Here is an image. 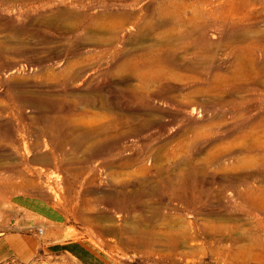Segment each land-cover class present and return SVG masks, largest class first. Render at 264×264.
Returning <instances> with one entry per match:
<instances>
[{"label":"rangeland","instance_id":"rangeland-1","mask_svg":"<svg viewBox=\"0 0 264 264\" xmlns=\"http://www.w3.org/2000/svg\"><path fill=\"white\" fill-rule=\"evenodd\" d=\"M200 1L0 2V153H8L9 162L16 164L14 172L0 170V181L11 183L0 188V234L26 240L33 251L30 257L21 253L0 264H264V229L259 231L264 215L246 207L229 182L233 176L264 173V147L259 148L264 137L259 133L261 138L251 141L257 148L249 154L223 149L235 140L243 145L236 125L264 121V71L251 70L254 59L264 63L262 49H251L254 39L264 37V0H246L250 4L237 15L228 10L244 0L202 5L198 22L221 20L206 30L208 44L201 55L193 48L185 52L177 41L167 44L188 61L204 60L208 81L213 75L223 81L234 77V83L220 87L218 104L206 105L210 98L204 96L181 108L166 97L178 95L181 87L171 82L152 86L148 103H142L131 92L139 85L134 67L118 73L121 64L166 48L161 46L166 32L181 29L174 9ZM190 12L187 7L182 14L187 18ZM251 21L250 39L229 38L228 25ZM69 63L76 64L74 78L63 76ZM210 122L216 124L211 134L195 138L196 146L190 148L192 134L181 131L202 128L209 133ZM209 153L225 154L217 164L206 165ZM245 155L258 164L231 170ZM42 156L50 157V163L32 162ZM178 171L186 175L182 200L163 194L164 180ZM150 184L154 196L137 197L135 210L122 207L124 197ZM251 184L264 187L261 178ZM256 197L264 202L263 193ZM24 201L37 204L43 225L29 228L21 212ZM175 218L179 226H174ZM190 223L187 242L173 252L165 247L167 236L181 237L182 225ZM208 224L224 227L223 234L213 239L203 233ZM132 231L157 234L159 246H127ZM256 233L261 245L249 241ZM60 241L83 245L86 260L47 253L48 244Z\"/></svg>","mask_w":264,"mask_h":264},{"label":"bare ground","instance_id":"bare-ground-1","mask_svg":"<svg viewBox=\"0 0 264 264\" xmlns=\"http://www.w3.org/2000/svg\"><path fill=\"white\" fill-rule=\"evenodd\" d=\"M6 1H13V2L24 1L25 3L31 4V3H35V1H38V0H0V2H6ZM24 2H22V4H24ZM207 3H209V0L200 1L197 3V5H191L190 4V5L185 6V4H183L182 6L175 8L174 12H175V14H177V18H179L178 21L180 22L181 29H178L177 32L172 31V30H168L166 32L165 38H163V40L161 42L162 43L161 46L164 45L166 48H164V49L158 48L155 50L154 49L150 50L149 52H145V53L139 55L136 60H129L127 63L121 64L119 66V68H118L119 74H122L123 72L130 69L131 67H134V75L136 77V80L139 82V85H138V87L136 85L135 88L131 87V88H133V89H131V92L134 93V95L136 96L138 101H141L142 103H148L149 98L151 97L150 88L152 86L155 88H159L161 85H164L165 83L171 82V83H179L181 87L179 88V91L177 92L178 95L168 94L166 97L168 100L176 102L181 108H184V107L186 108V106L199 103L198 101H199L200 97H204V96L210 98L209 102L207 100L205 101V102H207L206 105H209V103L218 104V101H217V99H215V97L220 92L219 91L220 87L223 85H226V84L234 83V81H235L234 77L231 79L223 81L218 75H213L209 81L206 80L205 79L206 75L204 74L205 70L202 69V67H203L202 62L204 60H202L200 62L188 61L186 58H183V57H180L179 55H177V53H178L177 50H173V48H171L167 45V44H172L173 42L177 41L179 44H182V50H184L185 52H188V50L190 48L195 49L197 51V53L200 55L206 52V46H203V44L207 43L206 42L207 41L206 30L209 29V27L213 26V23L215 25H220L219 20H221L220 18L216 17L211 22H205V23L204 22H202V23L198 22L199 14L204 13V12H201V10H202L201 6L205 5ZM249 4H250L249 1L244 0L241 3V7L231 8L228 10V12H229V14H233V15H237V13L243 14L244 9H246V7H248ZM187 7L190 9L191 15L189 17L185 18L182 13ZM209 14L212 15V14H214V12L207 13V15H209ZM211 15H210V17H211ZM244 16H245L244 18H246V20L253 18V16H249V15H244ZM212 18H213V16H212ZM162 19H164V18H162ZM167 23H168V20L167 21L165 20L164 22L161 23V25L164 26ZM223 24H227V22L223 21ZM231 24H232V22H231ZM254 26H255V23L252 21H251V23L243 22L240 25H235V24L228 25L227 26V35L229 36L230 39H234L236 41L237 40L247 41V39H250V37L248 36V32L252 28H255ZM263 45H264V37H262V38L260 37V40L259 39L253 40V43H252L253 47L251 49L253 50L254 53L258 52L261 49L264 52V46ZM240 55H241V53H240ZM240 58H242V57H240ZM238 61H240V60H238ZM133 63H135V64H133ZM75 65L76 64H74V63H69V66H68L67 70L65 71V74L63 75L64 78H68L67 76H69L70 78H74L76 76V73H74ZM237 68H239L241 70V68H243V65L238 64ZM247 68H249V67H247ZM251 68H252L251 70L253 72H255L256 74H259L261 71H264V63L262 65H259L257 59H254L253 64H251ZM240 70H238V71H240ZM65 83H67L66 79H65ZM210 124H211V122H210ZM215 125L216 124H211V129H210L209 133H207V131L203 130L202 128L201 129L197 128V130H191V129L185 130V129H183L181 132H182V135L192 134V136H191L192 138L189 141V144L192 141V143L190 144V148H195V146H196L195 138H200L201 136L210 135L211 132L214 130ZM247 129H250V131H248ZM234 131L240 135L238 140H240V142H242L243 145H239L237 143V140H235V142L231 143L229 145V147L227 146V148H223V149L224 150L235 149L238 151L247 152V153H241V154H249L248 152L254 151L257 148L256 145L255 146L251 145V141L254 139L259 140L260 135L264 137V121L238 124V125H236V128ZM234 131H230L231 134L235 133ZM259 133H260V135H259ZM228 134L231 135L230 133H228ZM240 147H241V149H240ZM262 147H264V142L259 148H262ZM215 148H216V151L221 150V148H219L217 146ZM52 154H54V153H52ZM223 154H225V153H209L207 155L208 159H207L206 165L217 164L220 161V159L222 158V156H224ZM229 154L236 155L237 153H229ZM9 156L10 155L8 153H0V170L1 171L5 170V169H9L10 171L14 172L16 170V164H12L9 162L10 161ZM37 156H38V154H37ZM262 156H263L262 157L263 161L262 160L261 161L264 162V153ZM50 161H51L50 157L48 158V157H44V156L37 157L36 160H32V162H35L36 164H49ZM28 162H30V161H28ZM32 162H30V163H32ZM257 162H258V160H254V158H251L248 155H245L244 158L236 159L230 168H231V170L232 169L234 170V169H239V168H243L246 166L252 167V166H256L258 164ZM262 164H264V163H262ZM179 165L180 164H178L176 166V169L180 167ZM18 168H19V166H18ZM178 172H180V173H175L174 175H172V178L170 179V181H168L166 178V180H164V185H163V194L173 198L174 200H182V197H180V191H181L182 183L184 182L185 177H186V175H184L185 172H183V171H178ZM254 178H261L262 182H264V173L258 172V173H252L250 175L247 174L244 176H237V177L233 176L229 179V182H230V186L235 190L236 196L242 201L243 204H245L246 207H248L252 211L260 212L264 215V202L259 203L258 202L259 199L257 200V197H256L260 193L264 194V187H257L256 186L257 188H254V186H252V184H251V181H253ZM10 184H11L10 181L7 179L1 180L0 181V188H7ZM238 186H243L244 188L242 190L238 191ZM147 187L148 188H142L141 187L138 190V192L135 191L133 193L132 197H124V199L121 201L122 207H124L127 211L129 209H132V208H133L132 210H135V207H136L135 202L138 201L137 197L148 198V196H154L155 190H153V185L151 186V184H150V185H147ZM147 189H150V190L145 191ZM131 194L129 196H131ZM126 196H128V195H126ZM249 214H251V211L249 212ZM150 217H153V214H151V216H149V218ZM147 220H151V219H147ZM178 223H179V221L175 218L173 220L174 226H177ZM181 223L183 224L184 222L182 221ZM168 224H170V223H168ZM178 226H179V224H178ZM187 227L189 229V227H193V224L190 223L188 226L182 225L183 231L180 233L181 237L179 235H175V234H171L170 236H167L166 238L164 236H162L165 238V247H168L173 252V250H175V248L179 244L187 242V236H186L187 230H188ZM262 229H264V220L259 225V231H261ZM167 230H169V229H167ZM195 230H196V228H195ZM223 231H224V227L217 226V225H211V224L203 226V230H202V232L205 234H207V233L212 234L211 237L213 239L216 236L223 234L222 233ZM130 234L132 236L130 238H128V243L126 244L127 246L134 247L135 249L136 248H139V249L142 248V249L148 250V249H153L154 247H156L158 245L159 240L157 238V234H155V233L144 234V233H141L139 231L138 232L132 231V232H130ZM252 236H254V237H251V239L249 241H253V242L257 243L258 245H261V239L258 236V234L256 233V234H253ZM189 239L190 240L193 239V236ZM195 239H196V237H195ZM240 241H242L241 238L236 239L234 242H240ZM224 258L226 259V262L230 259V258L227 259L226 257H224ZM224 264H228V263L224 262Z\"/></svg>","mask_w":264,"mask_h":264},{"label":"crops","instance_id":"crops-1","mask_svg":"<svg viewBox=\"0 0 264 264\" xmlns=\"http://www.w3.org/2000/svg\"><path fill=\"white\" fill-rule=\"evenodd\" d=\"M36 203H32L30 201H24L23 206L21 207V212L27 219V224L29 228H38L39 226L43 225V217L41 215V211L38 207H36ZM62 234L63 232H59ZM43 235V233H42ZM32 248H37L38 246L31 245ZM34 246V247H33ZM47 253L50 254H62L66 257H71L74 259L79 260H86L84 259L86 254L85 251L88 249H84L83 245H80L75 242H58V243H50L47 245ZM84 250V251H83ZM0 252H4L0 256V262L14 257L16 255H20L23 253L26 257H30L33 253L32 249L27 245L26 240L20 241L19 237L16 235H4L1 234L0 236Z\"/></svg>","mask_w":264,"mask_h":264},{"label":"built area","instance_id":"built-area-1","mask_svg":"<svg viewBox=\"0 0 264 264\" xmlns=\"http://www.w3.org/2000/svg\"><path fill=\"white\" fill-rule=\"evenodd\" d=\"M38 233H39L40 235H42L43 230L39 229V230H38Z\"/></svg>","mask_w":264,"mask_h":264},{"label":"water","instance_id":"water-1","mask_svg":"<svg viewBox=\"0 0 264 264\" xmlns=\"http://www.w3.org/2000/svg\"><path fill=\"white\" fill-rule=\"evenodd\" d=\"M0 236H1V234H0Z\"/></svg>","mask_w":264,"mask_h":264}]
</instances>
